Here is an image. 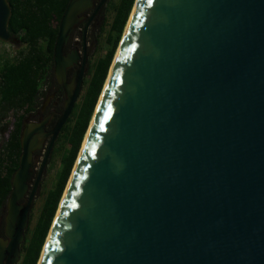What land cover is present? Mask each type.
<instances>
[{"label":"water","instance_id":"obj_1","mask_svg":"<svg viewBox=\"0 0 264 264\" xmlns=\"http://www.w3.org/2000/svg\"><path fill=\"white\" fill-rule=\"evenodd\" d=\"M105 1L69 0L59 20L62 111L48 130L51 114L22 121L0 264L20 259L82 88L85 51L64 49ZM10 15L0 0V41L18 44ZM125 27L37 264H264V0H135Z\"/></svg>","mask_w":264,"mask_h":264},{"label":"trees","instance_id":"obj_2","mask_svg":"<svg viewBox=\"0 0 264 264\" xmlns=\"http://www.w3.org/2000/svg\"><path fill=\"white\" fill-rule=\"evenodd\" d=\"M68 1L8 0L11 8L8 32L19 39L20 46L14 56L0 54V113L13 111L17 118L0 154V207L9 195L11 177L18 168L23 119L35 110L41 97L54 94L55 101L63 96L53 76L52 55L59 20ZM134 1L118 0L110 4L113 17L105 36L108 48L90 67L83 81V94L53 143L50 158L59 156L55 183L45 191L38 216L25 231L18 264L38 262ZM7 123L0 128L1 134L7 131Z\"/></svg>","mask_w":264,"mask_h":264},{"label":"rangeland","instance_id":"obj_3","mask_svg":"<svg viewBox=\"0 0 264 264\" xmlns=\"http://www.w3.org/2000/svg\"><path fill=\"white\" fill-rule=\"evenodd\" d=\"M117 1L118 0H106L104 2V4L97 10L96 14L94 15L93 19L91 20V22L87 28V31L85 33L86 63H85L83 81H84V79H86L87 75H89L90 67L94 64V62L98 58H101L104 56V54L108 48V44L105 42V36H106L107 30L109 29V25H110L112 17H113V10L110 7V4L111 3L114 4ZM97 3H98V1L95 4H97ZM91 13H92V10H89L87 15L90 16ZM71 36L72 37H71V40L69 42L70 45H72V43L77 39L80 41V36H81L80 31L76 30ZM120 41H121V39H120ZM120 41H119V43H120ZM119 43H118V45H119ZM19 46L20 45H18V44L3 43L0 41V54H3V56H5V55L10 56V57L14 56L16 54L17 50L19 49ZM79 55L80 56L82 55V51H80ZM84 87H85V85L82 84L81 91L79 93L78 98L76 99L75 104L80 100V97L83 94ZM50 89H53V87H51ZM48 96H50V94H48ZM48 96L41 97L40 99H38L37 106H36L35 110L32 113H30L29 115H27L23 120L26 119V120L33 121V122H38L40 120L39 115H38V111L41 109V106L43 105L44 101L46 100V98ZM62 105H63V96H60L58 101H53V97H51V99H50L48 105L45 107V109H47L51 112L54 111L55 112L54 120H56V117H58V115L61 113ZM16 120H17V118L15 117V114L13 111L12 112L9 111V112L5 113L3 110L2 113H0V128H2L4 122H6V121L8 122L7 123V131L4 132L3 134L0 133V154L2 151V146L7 141L8 137H9V132L14 128V124H15ZM48 141H49V138L46 140L43 150L36 151L34 156H33L34 175H33V178H32L31 184H30L31 186L33 185V182L35 180L37 172L40 168V165H41V162L43 160L44 153H45V148L48 144ZM51 152H52V148H51L49 155L46 159V162H45V165L42 169L38 184L36 186V190H35L34 195H33L31 208H30V212H29V222H28V225L30 223V227L33 226V224L36 220V217L38 216V213L40 211V207H41V204L43 201L44 193L47 189L51 188L53 186V184L55 183L56 173L59 169V156H54V158L51 159L50 158ZM30 189H31V187L29 188V191H30ZM27 195H28V193H27ZM26 197H25V199H26ZM6 203H7V199L5 200L3 205H1V207H0V232L1 231L3 232L4 217L6 215ZM18 262L16 264H18Z\"/></svg>","mask_w":264,"mask_h":264},{"label":"flooded vegetation","instance_id":"obj_4","mask_svg":"<svg viewBox=\"0 0 264 264\" xmlns=\"http://www.w3.org/2000/svg\"><path fill=\"white\" fill-rule=\"evenodd\" d=\"M99 2V0H95V2H94V5H96L95 3L96 2ZM94 9V8H93ZM93 9H91L92 11H93ZM88 11L87 12H84L83 13V15L84 16H86V18L84 19V20H82V21H80V23L77 25V27L73 30V32H72V34L76 31V30H78V31H80V34H81V36H80V41L77 39V40H75L73 43H72V45H70L69 44V42H70V40H71V37L72 36H70V39H69V41H68V43H67V45H66V47H65V49H64V51H65V53H68V52H70L72 49H76L77 51H78V53L80 54V51H82V53H83V51H85V37L83 38V33H82V30H83V26H84V24H85V21L87 20V18L89 17L88 15ZM94 17V16H93ZM93 19V18H92ZM71 34V35H72ZM83 40H84V42H83ZM76 67V66H75ZM74 67V68H75ZM72 70V69H71ZM71 70H70V72H71ZM52 94H50V96H51ZM50 96H48L49 97V100H48V102H47V104H46V106L48 105V103H49V101H50V99H51V97ZM47 97V98H48ZM45 106V107H46ZM48 114H51V118H50V120H49V124L47 125V127H46V130H48V129H50L51 128V125H53L52 124V122H53V120H54V117H55V112L53 111V112H51V111H49V110H47V109H40L39 111H38V115H39V119L40 120H42L46 115H48ZM39 120V121H40ZM0 235L1 236H4V234H3V232L1 231L0 232Z\"/></svg>","mask_w":264,"mask_h":264},{"label":"bare ground","instance_id":"obj_5","mask_svg":"<svg viewBox=\"0 0 264 264\" xmlns=\"http://www.w3.org/2000/svg\"><path fill=\"white\" fill-rule=\"evenodd\" d=\"M125 31H126V27H125V30L123 31V35H124ZM119 44H120V43H119ZM118 50H119V45H118V48H117V50H116L115 56H116ZM105 81H106V80H105ZM103 88H104V87H103ZM85 136H86V135H85ZM84 140H85V138H84ZM83 143H84V141H83Z\"/></svg>","mask_w":264,"mask_h":264}]
</instances>
